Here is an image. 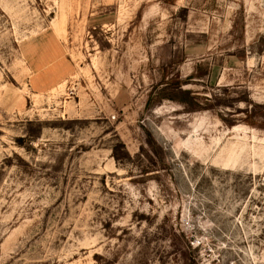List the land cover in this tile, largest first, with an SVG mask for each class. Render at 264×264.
I'll return each mask as SVG.
<instances>
[{"label": "rangeland", "instance_id": "374dc122", "mask_svg": "<svg viewBox=\"0 0 264 264\" xmlns=\"http://www.w3.org/2000/svg\"><path fill=\"white\" fill-rule=\"evenodd\" d=\"M0 264H264V0H0Z\"/></svg>", "mask_w": 264, "mask_h": 264}, {"label": "trees", "instance_id": "16d2710c", "mask_svg": "<svg viewBox=\"0 0 264 264\" xmlns=\"http://www.w3.org/2000/svg\"><path fill=\"white\" fill-rule=\"evenodd\" d=\"M179 91L181 93H183V94L189 95V91L188 90H181V89H179ZM174 96H176V95H171V97H174Z\"/></svg>", "mask_w": 264, "mask_h": 264}]
</instances>
